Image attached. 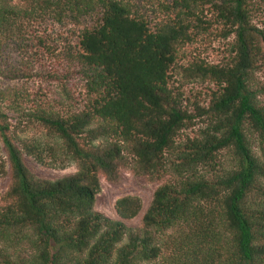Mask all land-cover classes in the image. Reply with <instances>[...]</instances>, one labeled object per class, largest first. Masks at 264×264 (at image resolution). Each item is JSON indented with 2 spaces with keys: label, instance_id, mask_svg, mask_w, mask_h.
<instances>
[{
  "label": "trees",
  "instance_id": "obj_1",
  "mask_svg": "<svg viewBox=\"0 0 264 264\" xmlns=\"http://www.w3.org/2000/svg\"><path fill=\"white\" fill-rule=\"evenodd\" d=\"M155 1L162 17L151 22L131 0H0V79L25 76L19 56L29 48L22 42L27 22L82 20L66 58L86 97L77 111L23 112L52 146L17 136L0 108L10 180L0 195V264H264V86L255 81L264 37L252 24L264 0ZM212 23L233 37L230 56L180 67L185 79L214 86L208 108L192 114L170 89L171 72L181 48ZM200 117L209 122L205 130L184 135ZM223 151L232 161L225 168L216 161ZM23 156L77 170L38 179ZM131 163L149 181L167 177L138 229L93 209L99 175L115 181ZM114 209L130 220L141 202L122 197Z\"/></svg>",
  "mask_w": 264,
  "mask_h": 264
},
{
  "label": "rangeland",
  "instance_id": "obj_2",
  "mask_svg": "<svg viewBox=\"0 0 264 264\" xmlns=\"http://www.w3.org/2000/svg\"><path fill=\"white\" fill-rule=\"evenodd\" d=\"M131 1L151 22L162 17V14L156 13L158 7L155 0ZM203 14L207 20H213V15L207 7L203 9ZM252 24L264 37L263 5H256ZM82 27V20L78 25H74L71 20L64 19L58 23L47 16L43 20H31L24 25L22 42L29 48L27 47L25 53L21 52L19 57L28 66L22 70L25 76L15 81L0 79V93L3 95L0 108L6 113L9 123L15 127L17 136L23 139H39L49 146L55 145V141L44 129L23 117V112L26 114L39 107H51L62 113L83 108L86 98L84 82L76 75L66 58V53L77 45ZM209 27L211 30L205 33L199 31L192 43L181 48L178 54L180 58L171 72L172 81L169 87L181 96L183 106L192 114H195V106L200 109L208 108L209 91L213 90L214 86L199 80L185 79L180 67L185 68L196 59L209 65L225 62L230 56V45L233 41V37L222 36L221 24L212 23ZM255 76V81L264 86V67L261 66ZM208 123L203 117L197 118L195 125L185 131L184 135L194 136L198 130H205ZM253 152L259 154L256 147H253ZM216 161L221 167H228L232 164L231 154L223 151ZM23 163L34 177L51 182L72 175L77 170L76 164L71 162H66L63 168L44 167L28 156H23ZM131 165L133 164L121 168L115 181H108L99 175L100 190L95 196L93 209L113 221H121L127 228L138 229L141 228V219L152 201L155 190L167 181V177L152 182L146 176L133 173ZM9 181V164L0 142V195L7 190ZM126 196L138 198L141 209L133 219L121 220L114 209L115 202Z\"/></svg>",
  "mask_w": 264,
  "mask_h": 264
}]
</instances>
